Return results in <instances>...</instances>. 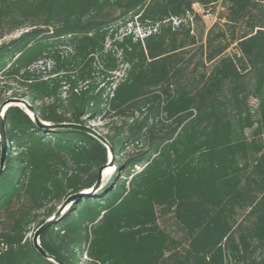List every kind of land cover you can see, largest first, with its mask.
<instances>
[{
    "label": "trees",
    "instance_id": "1",
    "mask_svg": "<svg viewBox=\"0 0 264 264\" xmlns=\"http://www.w3.org/2000/svg\"><path fill=\"white\" fill-rule=\"evenodd\" d=\"M217 4L230 35L215 26L202 41L193 6ZM128 24L148 33L119 36ZM17 31L0 43L8 98L54 125L124 119L104 135L92 127L115 171L41 233L42 250L64 264H264L263 3L0 0V39ZM44 61L45 74L31 69ZM3 122L0 264H54L33 233L93 186L107 148L82 131L39 128L18 107ZM141 137L149 149L121 162L124 145ZM167 218L176 231L159 224Z\"/></svg>",
    "mask_w": 264,
    "mask_h": 264
},
{
    "label": "rangeland",
    "instance_id": "2",
    "mask_svg": "<svg viewBox=\"0 0 264 264\" xmlns=\"http://www.w3.org/2000/svg\"><path fill=\"white\" fill-rule=\"evenodd\" d=\"M257 1L264 4V0H257ZM193 8L200 15V18H198V19L197 18H195V19L191 18V28H192L193 35H196L198 38H202V41H205L207 32L209 31V29H211L212 27H215V26H216L215 31H218L219 29H221L223 31L226 30L227 36L230 35L228 32L229 29H227L226 25L224 24V23H226V21H225V18L223 16L226 13V9L223 8L220 4L213 5V6L207 7V8H200L199 6L194 5ZM175 23L176 22L174 20L173 24L175 25ZM136 28H137L136 25L133 26L131 24L130 25L128 24L125 28L120 29L118 35L121 36L122 34L129 32V30H133L134 34L136 36H138L139 34H142L144 32L148 33V30H149V28H147V27L145 28L146 30H143L141 28L140 29H136ZM242 28H243L242 25L237 27V32H236L237 36H239L240 33L243 31ZM20 34H21L20 31L14 32L13 34H11L9 36H6V37L0 39V43L7 42L11 39L17 38ZM233 53H235L234 45L230 46V48L228 49L226 54H233ZM197 59H198V53H197ZM50 67H51V63L49 61H44L42 63H38V64L32 66L31 69L42 71L43 68H45V70L48 71V69H50ZM114 75H115V77H120V76H122V71L116 72ZM0 81H1V79H0ZM8 84L12 86L14 92L22 93L24 91L23 88H21L20 86H18L16 84H13L10 82ZM2 85L3 84L0 82V90L2 89V91H3L2 95H1V99L6 100V99H8L10 92L5 91L2 88ZM141 117L142 116L139 113H135V118L141 119ZM123 120L124 119L119 118V117L107 116V117L102 118L99 121L89 120L86 124H87L88 128L92 129V127H94L97 132L101 133V135H104L106 133H109V130L107 129V127H109V125L111 123H113L116 126H120L121 122ZM165 124H168V123H165ZM156 128L159 129L160 125L157 124ZM148 149H149V139L147 137H141L140 140L134 142L133 144L132 143H126L124 145L123 149L118 154V159L121 162H125L129 156L134 155L138 152H145ZM111 164H113V165H111ZM114 164H115L114 159H112L111 153L108 151V161L100 172V178H101L100 181L101 182H100L99 189L107 183V181L110 179L111 175L115 171L114 170ZM139 169H140V167H137L136 171H138ZM159 224L162 227H165L166 229H168L170 231H174V230L176 231V229L174 228L173 221L170 218H167L165 220H160Z\"/></svg>",
    "mask_w": 264,
    "mask_h": 264
},
{
    "label": "water",
    "instance_id": "3",
    "mask_svg": "<svg viewBox=\"0 0 264 264\" xmlns=\"http://www.w3.org/2000/svg\"><path fill=\"white\" fill-rule=\"evenodd\" d=\"M10 107H18L20 109H23L24 112H26L30 116L31 120L39 128L52 129V130H55V129H72V130H78V131L85 132V133L89 134L90 136L94 137L95 139H97L112 154V150L109 147V145L106 142V140L101 135H99L97 132H95L94 130L88 128L87 126H81V125H77V124H58V125L50 124L48 122L40 120L37 117L36 113L34 112V109L32 108V106L29 105L25 100L17 99V98H8V99L4 100L0 104V173H1L2 169H3L5 156H6V152H7L6 136H5L3 117H4V114L7 111V109L10 108ZM111 165H113V164H111ZM103 167H101L99 169L98 178H97L96 182L93 184V186L91 188L83 190V191H80V192L72 194V195H69L60 204V206L57 208L56 212L43 225H41L33 233V237H32L33 246L48 261H50V262H52L54 264H64V263L56 260L52 256H50L49 254H47L44 250H42V248L40 247V243H39V237H40L41 233L45 229H47L49 226H51L53 223H55L64 214V212L68 209V207L76 199L82 198V197L87 196V195H91V194L95 193L99 189L100 182H101L100 181V179H101L100 178V172H101Z\"/></svg>",
    "mask_w": 264,
    "mask_h": 264
},
{
    "label": "built area",
    "instance_id": "4",
    "mask_svg": "<svg viewBox=\"0 0 264 264\" xmlns=\"http://www.w3.org/2000/svg\"><path fill=\"white\" fill-rule=\"evenodd\" d=\"M40 63H42V62H40ZM50 68H51V67H50ZM43 70H44V68H43ZM43 70H42V71H43ZM48 70H49V69H48ZM42 73L45 74L44 71H43ZM45 79H46V78H45ZM84 259L86 260V257H84Z\"/></svg>",
    "mask_w": 264,
    "mask_h": 264
}]
</instances>
